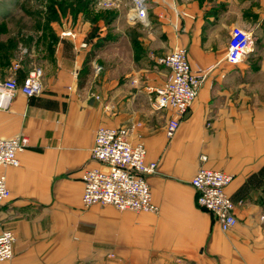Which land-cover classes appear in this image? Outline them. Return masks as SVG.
<instances>
[{"label": "crops", "instance_id": "obj_1", "mask_svg": "<svg viewBox=\"0 0 264 264\" xmlns=\"http://www.w3.org/2000/svg\"><path fill=\"white\" fill-rule=\"evenodd\" d=\"M130 9L129 21L142 28L130 26L124 43L101 34L91 44L65 26L43 92L18 90L0 108V136L29 139L18 167H0L11 191L0 205V234L16 238L13 258L0 264H264V0H148L144 22ZM234 26L255 39L254 52L236 65L226 60ZM122 45L128 72H120L118 54L114 75L101 76L103 66L87 55ZM177 48L205 79L168 138L174 111L154 107V90L170 74L159 59ZM31 69L13 61L0 66V80L11 75L22 84ZM102 126L127 128L129 141L157 163L146 181L158 212L83 205L82 175L100 165L91 150ZM201 168L233 177L226 192L238 222L228 231L197 202L191 180Z\"/></svg>", "mask_w": 264, "mask_h": 264}, {"label": "built area", "instance_id": "obj_2", "mask_svg": "<svg viewBox=\"0 0 264 264\" xmlns=\"http://www.w3.org/2000/svg\"><path fill=\"white\" fill-rule=\"evenodd\" d=\"M148 0H130L129 15L139 21H146ZM70 35V33H63ZM255 39L252 32L234 26L231 29L226 60L230 64H239L254 52ZM159 63L169 69L166 82L155 89L153 105L157 110L172 109L174 117L167 127V137L172 138L181 121L196 100L204 82L205 74L194 71L188 52L177 48L161 57ZM19 64L14 65L17 70ZM97 72L101 67L97 66ZM43 70L34 67L23 84L16 78L0 80V108H7L12 94L20 90L27 97L39 96L43 92ZM127 128L100 127L96 131L94 146L91 150L93 160L99 167L83 172L84 184L82 203L85 207L94 205L112 206L119 211L158 212L152 201V193L146 176L157 170V163L147 162V150L142 144L134 145L129 141ZM29 139L24 134L12 138L0 136V167H18L19 154L28 146ZM233 177L222 171L201 168L191 180L197 192V202L204 210L212 214L223 231L236 226L235 204L226 189ZM11 197V191L5 175H0V205ZM264 221V214L261 216ZM16 238L12 231L0 234V263L14 256Z\"/></svg>", "mask_w": 264, "mask_h": 264}, {"label": "rangeland", "instance_id": "obj_3", "mask_svg": "<svg viewBox=\"0 0 264 264\" xmlns=\"http://www.w3.org/2000/svg\"><path fill=\"white\" fill-rule=\"evenodd\" d=\"M129 3L130 0H0V18L5 16L0 20V39L4 43L17 41L15 58L23 65L44 71L45 67L52 66L55 46L60 42L58 36L65 26L74 33H87L85 41L99 42V36L104 34L106 37L119 35L126 42L130 26L142 28L141 24L129 21ZM118 54L123 74L129 69L128 46L122 45L120 51L110 46L92 50L87 58L103 66L101 76H113ZM5 77L3 80L12 78Z\"/></svg>", "mask_w": 264, "mask_h": 264}, {"label": "trees", "instance_id": "obj_4", "mask_svg": "<svg viewBox=\"0 0 264 264\" xmlns=\"http://www.w3.org/2000/svg\"><path fill=\"white\" fill-rule=\"evenodd\" d=\"M5 20V19H4ZM2 22V21H1ZM103 39L102 37L99 36V40ZM89 43L93 44L94 39H89ZM97 44V42H95ZM18 46L17 41H13L11 43H4L0 39V66L4 69L8 68L10 65H12L13 61H18L15 58V51ZM31 71V70H30ZM29 71V72H30ZM28 72V74H29ZM27 74V76H28ZM18 83L21 85V83L18 81ZM23 84V83H22Z\"/></svg>", "mask_w": 264, "mask_h": 264}]
</instances>
